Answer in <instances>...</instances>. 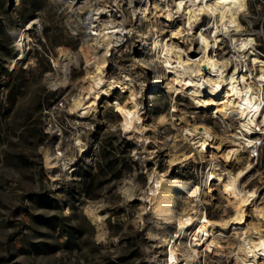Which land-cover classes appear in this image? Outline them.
<instances>
[{
	"label": "rangeland",
	"instance_id": "rangeland-1",
	"mask_svg": "<svg viewBox=\"0 0 264 264\" xmlns=\"http://www.w3.org/2000/svg\"><path fill=\"white\" fill-rule=\"evenodd\" d=\"M148 1L151 6H163L157 0ZM73 2L0 0V264H165L171 241L160 243L150 237L148 228L152 221L149 182L161 174L198 184L201 194L196 205L211 219L235 214L234 200L226 188L228 175L236 177L245 189L257 190L256 198L233 225L226 231L211 230L219 237L218 247L203 252L200 258L202 264H241L233 256L239 236L249 223L257 221L256 208L264 211V133L254 136V148L243 147L246 142L236 139L235 131L227 128L218 111L221 97L204 107L194 92H173L167 84L171 76L165 75L157 61H141L153 58L157 38L170 42L175 27L183 26L181 12L172 14V22L139 15L138 31L145 32L150 25L155 30L142 41L130 31L126 0ZM93 7L100 12L95 28L114 21L113 25L123 26L129 33L123 45L106 53L105 73L107 79L128 78L125 81L136 92L141 123L134 135L123 130L116 111L128 91L107 90L86 113L69 109L91 72V66H86L91 55H103L95 52L93 43L94 50L91 46L88 18ZM170 7L175 9L172 4ZM33 16L39 25L25 33L19 50L12 31ZM240 21L239 31L230 29L212 38L215 45L211 52L245 66L255 81L259 61L264 63V0H248ZM210 28L208 17L201 16L191 35L182 28L184 38L173 41L197 59L201 52L193 36L199 30L208 33ZM248 36L253 44L239 61L235 48ZM67 51L76 54L79 62L71 63L69 73H62L58 61ZM250 54L256 55L255 63L253 55L248 58ZM157 70L164 75L152 87ZM161 115H166L164 123L158 122ZM194 123L207 125L216 136L214 147L205 153L195 148L196 135L186 131ZM233 144L240 147L242 157L226 163L222 152ZM47 150L52 156L61 152L59 158L67 164L47 169ZM190 151L193 159L182 164L170 162L175 155ZM248 157L249 166L245 164ZM207 166H213L215 175L205 181ZM128 186L130 198L123 190ZM181 196L179 191L174 194L176 209ZM91 212L103 216L99 226ZM175 234L173 229V244L177 245L181 235ZM258 264H264L261 257Z\"/></svg>",
	"mask_w": 264,
	"mask_h": 264
},
{
	"label": "bare ground",
	"instance_id": "bare-ground-1",
	"mask_svg": "<svg viewBox=\"0 0 264 264\" xmlns=\"http://www.w3.org/2000/svg\"><path fill=\"white\" fill-rule=\"evenodd\" d=\"M67 1L70 4L74 3L73 0ZM126 1L130 7L128 13V21L131 24L130 31L142 41L155 30L154 26L150 25L145 32L138 31L136 22L139 15L144 17L149 14L154 19L164 18V21L172 22L173 13H182L184 16L183 26L175 27L170 36V42L163 38H157L153 42V58L143 57L141 61H147L148 63L157 61L165 71V75L171 76L167 84H170V89L173 92H187L188 94L194 92L201 99V104L204 107L214 105L213 99L221 97L218 111L222 114L223 122H225L227 128L235 131L236 139L241 138L246 142L243 147L254 148L257 139L254 136L264 133V63L259 61L255 75L257 78L254 81L250 78V70L245 66L243 68V66L239 67L238 63H229L227 58L216 57L211 52L215 45L212 38H216L219 33L224 34L230 29L239 31L242 28L240 15L247 12L248 0H157L158 3L163 4L159 8L151 6L148 0L139 5L134 3L135 0ZM171 4L175 7L174 10L170 7ZM93 8L89 9L90 23H92L89 28V35L93 40L91 37L88 38L92 40L91 46L93 43L95 52L100 51L103 55L101 57L96 56V54L91 55V59L86 63V66H91V72L86 74L79 91L72 98L69 109L72 111L82 109L83 113H86L94 108V105L101 99V94L106 93L107 90L128 91L127 99L116 106V111L121 116L123 130L134 135L141 123L136 92L132 84L125 81L128 78H125V80L114 77L107 79L105 73L108 65L106 53L110 54L113 39L119 28H115L116 26L112 24L115 23L114 21H110V25L106 22L100 25L99 28H95L94 22L99 19L100 12ZM201 16L208 17L209 22H211V31L204 33V30H199L197 35L193 36L201 55L198 58L196 57L197 59H192L193 57H190L185 51L186 49L180 47L173 40L183 37L185 33L183 34L182 28L187 30V35H191L194 25L200 20ZM34 25H39V21L33 16L21 27L12 31L19 50L23 48L25 33ZM252 44V37L248 36L242 39L235 48V52L239 56L236 59L240 61V56L244 58L246 56L244 52L250 49ZM17 55H19V58L22 57L21 52ZM251 55L253 54H250L248 58L252 57ZM251 61L252 63L257 61L255 54ZM58 62L60 63L58 65L60 71L69 73L71 63L77 65L79 60L76 54L67 51L62 58H59ZM163 75L162 72L157 70L156 78L150 86H157ZM165 121L166 115H161L158 119L159 123ZM186 131L189 134L196 135L194 143H197L195 148L198 152L205 153L211 146L214 147L213 141L216 136L207 125L200 123L196 125L194 123ZM139 136L137 135V137ZM215 147L218 150L220 148L219 144ZM239 149L240 147L238 148L234 144L224 149L221 156L223 161L226 163L234 159L239 161L242 157L240 155L242 153L239 154ZM62 156L61 152L57 156H52L47 150L44 153L47 169L59 167L62 164L66 165L64 159L59 158ZM193 158L194 153L192 151L182 152L180 155H175L170 162L182 164ZM249 161L250 158H246L245 164L248 166ZM65 168L68 169L69 167L65 166ZM212 168L213 166H207L205 181L214 177L215 174L212 172ZM149 183L148 201L152 218L148 225L150 237H155L160 243L168 244L171 241L163 260L165 264H202L200 258L203 257V252L204 254L213 252V247L216 249L218 247L219 237L211 230L226 231L233 225L234 220L240 218L244 207L251 204L257 195L255 188L247 190L236 177L228 175L226 188L234 200L235 214L229 218L211 219L207 216L205 209L196 205V201L200 200L201 194V188L198 184L188 183L176 177H165V174L152 176ZM123 190L130 198L132 195L130 187H125ZM177 191L182 193V202L179 208L176 209L174 194ZM255 212L257 221L249 223L240 234L236 251L233 253L230 250L233 253L234 261L237 263L247 264L246 262H252L258 264V258L260 257L264 260V211L256 208ZM91 216L97 226L102 223V215L91 212ZM173 229L176 231L175 237L181 235L177 245L173 244L175 242L171 235Z\"/></svg>",
	"mask_w": 264,
	"mask_h": 264
},
{
	"label": "built area",
	"instance_id": "built-area-1",
	"mask_svg": "<svg viewBox=\"0 0 264 264\" xmlns=\"http://www.w3.org/2000/svg\"><path fill=\"white\" fill-rule=\"evenodd\" d=\"M88 21L91 22V18L90 17L88 18ZM115 28H119V31L116 33V36L113 39V42H112L110 50L118 48L121 45H123L125 43V41L127 40V37L129 36V33H128L127 29H125L123 26H118V27H115Z\"/></svg>",
	"mask_w": 264,
	"mask_h": 264
}]
</instances>
